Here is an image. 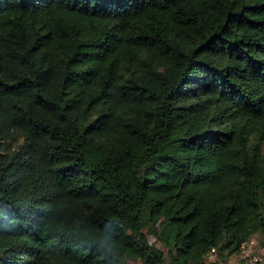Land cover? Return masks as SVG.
<instances>
[{"label":"trees","instance_id":"1","mask_svg":"<svg viewBox=\"0 0 264 264\" xmlns=\"http://www.w3.org/2000/svg\"><path fill=\"white\" fill-rule=\"evenodd\" d=\"M255 235L264 0H0V264H213Z\"/></svg>","mask_w":264,"mask_h":264},{"label":"rangeland","instance_id":"2","mask_svg":"<svg viewBox=\"0 0 264 264\" xmlns=\"http://www.w3.org/2000/svg\"><path fill=\"white\" fill-rule=\"evenodd\" d=\"M253 238L255 245L254 248H251V251H254L257 255L264 256V236L255 235L253 236ZM150 242H154L155 245L164 249V246L160 242H158L153 236H150ZM239 259V253H235L226 259H218L217 255L209 256L208 261H213V264H230L232 262H240ZM161 264H170L169 259L165 258V260ZM259 264H264V262Z\"/></svg>","mask_w":264,"mask_h":264},{"label":"built area","instance_id":"3","mask_svg":"<svg viewBox=\"0 0 264 264\" xmlns=\"http://www.w3.org/2000/svg\"><path fill=\"white\" fill-rule=\"evenodd\" d=\"M254 238H250L241 244V249L239 252L240 262H232L230 264H259L264 262V256L255 254L254 251H251V248H254L255 242ZM215 254V249L212 248L209 256Z\"/></svg>","mask_w":264,"mask_h":264},{"label":"clouds","instance_id":"4","mask_svg":"<svg viewBox=\"0 0 264 264\" xmlns=\"http://www.w3.org/2000/svg\"><path fill=\"white\" fill-rule=\"evenodd\" d=\"M90 243L98 244L106 253H113L117 250L116 241L112 236L102 235L99 239L95 235L89 237Z\"/></svg>","mask_w":264,"mask_h":264}]
</instances>
